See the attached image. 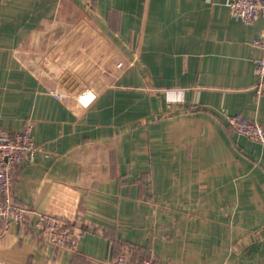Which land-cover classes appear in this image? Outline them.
Wrapping results in <instances>:
<instances>
[{
	"label": "crops",
	"instance_id": "1",
	"mask_svg": "<svg viewBox=\"0 0 264 264\" xmlns=\"http://www.w3.org/2000/svg\"><path fill=\"white\" fill-rule=\"evenodd\" d=\"M228 1L0 0V127L31 123L38 146L14 200L83 228L74 250L34 215L0 222V264H264V143L226 118L264 124V18ZM83 20L133 63L89 106L56 97L69 85L50 57Z\"/></svg>",
	"mask_w": 264,
	"mask_h": 264
},
{
	"label": "built area",
	"instance_id": "2",
	"mask_svg": "<svg viewBox=\"0 0 264 264\" xmlns=\"http://www.w3.org/2000/svg\"><path fill=\"white\" fill-rule=\"evenodd\" d=\"M231 14L245 22L264 18V0H229ZM261 47L262 56L257 60L256 71L258 92L264 90V28L261 36L255 39ZM57 65L63 66L72 76L69 89L73 97L84 105L105 95L133 65L127 61L101 32L81 21L50 56ZM171 100H180L183 89H168ZM58 98L64 92L54 91ZM228 123L247 137L264 143V124L250 119L241 113L228 115ZM33 126L28 123L22 130L9 132L0 127V222L7 230L13 223L22 224L30 216H36L35 226L40 234L55 245H68L77 250L83 228L72 222L40 211L28 205H19L14 200V174L16 168L26 160H32L38 146L32 135ZM99 264H158L153 255L141 261H133L125 253L106 259Z\"/></svg>",
	"mask_w": 264,
	"mask_h": 264
},
{
	"label": "rangeland",
	"instance_id": "3",
	"mask_svg": "<svg viewBox=\"0 0 264 264\" xmlns=\"http://www.w3.org/2000/svg\"><path fill=\"white\" fill-rule=\"evenodd\" d=\"M54 63H55V61H54ZM53 63V64H54ZM54 66H55V64H54ZM53 66V67H54ZM57 66V65H56ZM56 66H55V68H56ZM63 68V69H62ZM62 68H57V70L59 71V72H63V76H64V78L63 79H65L66 81L64 82V84H63V82H61V85L62 86H64V87H66V86H68V85H70V83L72 82L71 81V78H72V76H69L70 74L68 73V72H66V69H65V67H62ZM133 68V65H132V67L130 68V69H132ZM129 69V70H130ZM124 75V74H123ZM123 75L121 76V77H119L118 79H117V82L115 83V86L116 85H118V82H120V80H121V78L123 77ZM73 79V78H72ZM59 85V84H58ZM61 85H59V87L58 88H61ZM66 85V86H65ZM72 91V89H69L68 91H63V90H61V92H64V94H63V98H74L73 97V93L71 92ZM74 100L75 101H77L79 104H82L81 102H79L78 100H76L75 98H74ZM90 104H92V103H88L87 105H84V104H82L83 106H89Z\"/></svg>",
	"mask_w": 264,
	"mask_h": 264
}]
</instances>
